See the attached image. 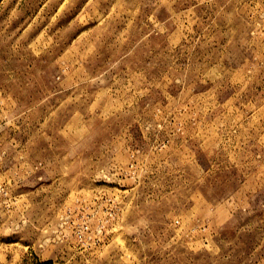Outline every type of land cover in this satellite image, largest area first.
I'll list each match as a JSON object with an SVG mask.
<instances>
[{"label":"rangeland","instance_id":"1","mask_svg":"<svg viewBox=\"0 0 264 264\" xmlns=\"http://www.w3.org/2000/svg\"><path fill=\"white\" fill-rule=\"evenodd\" d=\"M0 264H264V0H0Z\"/></svg>","mask_w":264,"mask_h":264}]
</instances>
